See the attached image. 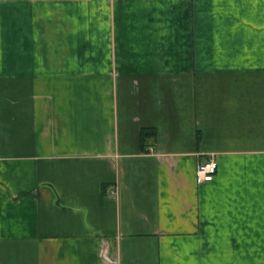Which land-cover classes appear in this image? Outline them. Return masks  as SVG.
<instances>
[{"label":"crops","instance_id":"1","mask_svg":"<svg viewBox=\"0 0 264 264\" xmlns=\"http://www.w3.org/2000/svg\"><path fill=\"white\" fill-rule=\"evenodd\" d=\"M0 264H264V0H0Z\"/></svg>","mask_w":264,"mask_h":264},{"label":"built area","instance_id":"2","mask_svg":"<svg viewBox=\"0 0 264 264\" xmlns=\"http://www.w3.org/2000/svg\"><path fill=\"white\" fill-rule=\"evenodd\" d=\"M217 169V160L210 156L195 168V179L197 183L209 181L213 178Z\"/></svg>","mask_w":264,"mask_h":264}]
</instances>
